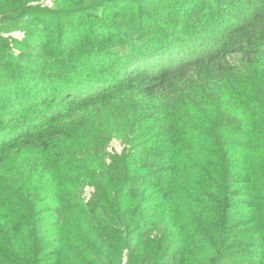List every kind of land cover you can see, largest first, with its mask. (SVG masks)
Here are the masks:
<instances>
[{"label": "trees", "instance_id": "16d2710c", "mask_svg": "<svg viewBox=\"0 0 264 264\" xmlns=\"http://www.w3.org/2000/svg\"><path fill=\"white\" fill-rule=\"evenodd\" d=\"M45 1L0 0V154L121 102L150 125L131 153L90 165L97 180L43 168L61 173L51 198L0 170V264H264V0ZM164 5L171 20L143 13ZM130 10L133 35L102 50ZM93 36L82 66L99 69L61 75Z\"/></svg>", "mask_w": 264, "mask_h": 264}, {"label": "rangeland", "instance_id": "374dc122", "mask_svg": "<svg viewBox=\"0 0 264 264\" xmlns=\"http://www.w3.org/2000/svg\"><path fill=\"white\" fill-rule=\"evenodd\" d=\"M174 1L177 6L185 2V0ZM62 3L70 6L75 3V0H62L61 2L46 0L45 3L41 2V6L59 8L62 7ZM76 4L78 6L81 5L80 3ZM25 5L31 6L32 3L27 2ZM165 6H162L161 9L146 10L143 13H159L166 19L171 20L172 17L169 16L167 10L166 13L163 11ZM21 9L25 10L23 7L11 8V6H7L8 15H13ZM137 15L142 16V12L138 13L130 10L125 12L123 17H115V26L121 29V33L117 39L112 42H104L100 48L105 51L116 48L118 51L121 48L123 39L133 35L132 31L134 28L131 26L129 29L128 26L140 21V16ZM135 29L146 30L147 32L150 30L146 29V25L143 27L136 26ZM95 37L93 36L91 42L86 43L81 49L68 50V56L59 62L61 65L55 64L56 70L61 75L70 76L77 74L76 71L87 74L92 69H99L93 68L90 64H86L88 67L82 66L85 61L88 62V59L91 58V50L94 47L96 49L93 44ZM59 54L58 52L54 53V55ZM222 107L223 104L220 105V108ZM145 113H147L146 110L142 109L139 111L135 104L131 102H121L106 109L105 112H96L92 118H83L74 121L73 124L63 125V129H57L58 126H54L38 130L23 141H20L19 144L7 148L0 154V170H2L3 181L5 185L11 183L13 188L23 186L24 190L26 183L29 182L28 194L32 193L35 186H41V183L44 184L45 182L44 192L48 193L51 198L54 194L53 187L56 182L47 183V181H58L57 177L61 175V173H54L55 176H52L44 172L43 168L46 167L51 170L50 164L52 162H57L66 168L64 170V178L69 181L82 182V176H87L91 181L97 180L101 177L99 170L107 169L115 155L120 156L125 152L131 153L139 144V136L143 133L139 131L140 128L150 125L148 124L150 120L147 117L151 115V112L148 109L149 115L146 116L144 115ZM216 113L219 114L220 118H224V115L220 114V109L216 108ZM135 121L136 128L134 127ZM151 131L156 132L157 129L154 128ZM80 132L88 137V140H83ZM33 143L35 145L29 146ZM16 151L17 153H15ZM189 163L192 164V161ZM91 164L96 165L99 169L96 173L90 169ZM37 174L39 178L36 176ZM110 177L108 172L106 180L109 181ZM46 179L48 180L46 181ZM83 192V197L86 200H90L95 193L93 184L85 185Z\"/></svg>", "mask_w": 264, "mask_h": 264}]
</instances>
